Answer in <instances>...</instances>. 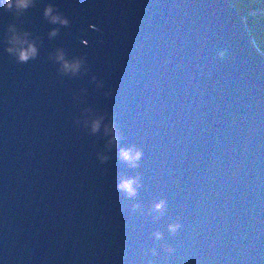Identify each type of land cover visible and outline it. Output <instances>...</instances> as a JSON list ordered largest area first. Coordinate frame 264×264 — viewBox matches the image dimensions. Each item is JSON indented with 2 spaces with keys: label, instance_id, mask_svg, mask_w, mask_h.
I'll list each match as a JSON object with an SVG mask.
<instances>
[{
  "label": "water",
  "instance_id": "1",
  "mask_svg": "<svg viewBox=\"0 0 264 264\" xmlns=\"http://www.w3.org/2000/svg\"><path fill=\"white\" fill-rule=\"evenodd\" d=\"M10 25L35 59L3 51ZM57 50L82 58L80 73L61 74ZM97 116L92 134L83 120ZM127 148L135 166L118 156ZM0 258L264 264V54L230 2L34 0L0 13Z\"/></svg>",
  "mask_w": 264,
  "mask_h": 264
},
{
  "label": "clouds",
  "instance_id": "2",
  "mask_svg": "<svg viewBox=\"0 0 264 264\" xmlns=\"http://www.w3.org/2000/svg\"><path fill=\"white\" fill-rule=\"evenodd\" d=\"M34 0H0V13H11L14 17L21 15L27 9L33 6ZM262 8H264V0H260ZM43 16L48 20L50 24L66 26L68 21L64 19L59 13L56 12L55 8L52 5H47L44 8ZM89 30L95 31V27L93 25H89ZM56 32L53 30L49 33V36H55ZM7 46L4 47L3 51L13 56L17 63H26L30 59H35L37 54V49L35 44L29 40L28 33L26 32H18L14 25H10L5 33V38L3 41ZM82 43H84L82 41ZM54 62L59 65V72L64 75H72L76 76L80 73L84 61L82 58L80 59H72L66 60L63 51L57 50L54 57ZM88 110L85 109V113ZM83 115V114H82ZM103 117L97 116L94 118H85L83 120L84 126L88 128V130L95 134L101 126V122ZM79 123V121L77 122ZM104 134L109 137L107 142V146H115L117 143V135L115 133V128L111 124H107L104 127ZM119 158L125 163L135 166L136 162L141 158V152L134 148L120 149L118 152ZM101 162H103L106 157L98 156ZM135 185L136 181L134 179H122L116 185L117 191L124 193L128 197L135 196ZM164 204L162 201L156 202L152 206V210L154 212L159 213L162 211ZM180 225L178 224H170L168 226V232L170 234L175 233L179 230ZM153 237L155 240L162 239L160 233H153ZM164 251L171 254V248H164ZM151 255H156V250H150ZM0 264H4V260L0 258Z\"/></svg>",
  "mask_w": 264,
  "mask_h": 264
},
{
  "label": "trees",
  "instance_id": "3",
  "mask_svg": "<svg viewBox=\"0 0 264 264\" xmlns=\"http://www.w3.org/2000/svg\"><path fill=\"white\" fill-rule=\"evenodd\" d=\"M242 14L257 49L264 54V8L260 0H227Z\"/></svg>",
  "mask_w": 264,
  "mask_h": 264
}]
</instances>
